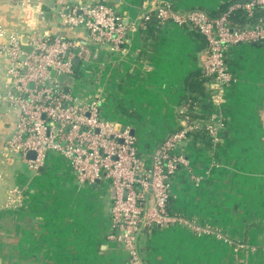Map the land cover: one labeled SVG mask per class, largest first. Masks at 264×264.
<instances>
[{
  "label": "crops",
  "instance_id": "1",
  "mask_svg": "<svg viewBox=\"0 0 264 264\" xmlns=\"http://www.w3.org/2000/svg\"><path fill=\"white\" fill-rule=\"evenodd\" d=\"M83 1L95 0H40L48 16L41 28L77 40L73 58L83 54L60 85L76 102L99 100L101 118L127 125L144 166L154 146L183 126L185 112L201 125L220 121L215 141L200 132L177 142L185 164L168 177L165 210L183 222L143 226L136 236L142 263L264 264V44L226 49L229 80L216 105L199 80L202 37L186 24L154 17L141 27L138 21L152 14L153 2L215 15L232 0H111L126 26L115 51L97 49L83 29L62 24L58 8ZM13 2L0 0V25L17 31ZM232 24L240 25L236 18ZM4 68L0 55V89ZM190 95L196 99L188 110ZM15 119L16 111L1 102L0 264H126L127 251L109 237V180L78 182L58 152L29 168L6 146ZM13 186L20 188L19 204L4 207Z\"/></svg>",
  "mask_w": 264,
  "mask_h": 264
},
{
  "label": "built area",
  "instance_id": "2",
  "mask_svg": "<svg viewBox=\"0 0 264 264\" xmlns=\"http://www.w3.org/2000/svg\"><path fill=\"white\" fill-rule=\"evenodd\" d=\"M110 1L61 5L57 14L65 27L83 29L97 49L115 51L125 41L126 26ZM14 8L18 30L0 25V55L5 61L0 104L4 101L16 111L14 129L6 141L8 151L18 154L31 169L41 166L48 152H58L66 158L78 182L107 178L112 189L109 237L127 251L126 264H143L136 244L143 214V226L183 222L165 210L168 177L178 165L185 164V158L175 151L177 142L198 129L215 141L220 121L209 119L201 125L184 113L183 126L154 146L148 165L144 166L136 155L127 125L101 118L99 100L76 102L55 79L58 74L64 78L72 75V59L79 42L41 28L40 0H20ZM255 8L264 9V0H232L215 15L199 9L176 12L165 3L153 2L152 16L159 22L186 24L202 37L199 67L206 79L207 100L212 104L218 105L222 100V86L229 80L224 61L226 49L241 43L264 44L262 20L248 27L233 25L231 21L236 11L249 15ZM149 16V11L144 12L138 24L142 27ZM50 71L53 77L49 76ZM28 151L34 153L33 158L25 156ZM19 196L20 188H8L3 206L18 205Z\"/></svg>",
  "mask_w": 264,
  "mask_h": 264
},
{
  "label": "trees",
  "instance_id": "3",
  "mask_svg": "<svg viewBox=\"0 0 264 264\" xmlns=\"http://www.w3.org/2000/svg\"><path fill=\"white\" fill-rule=\"evenodd\" d=\"M225 5H223V6H221V8L219 9V10H221L223 7H224ZM218 10V11H219ZM217 11V12H218ZM217 14V13H216ZM152 16V14L150 13V16H149V20L151 19V18H154V16L153 17H151ZM238 19V22L240 23V25L239 26H252L255 22H257L258 21V19H260V20H262L263 22H264V9L263 8H255V9H253L252 10V12L249 14V15H247V14H245L244 12H238L237 13V11L231 16V21L233 20V19ZM148 20V21H149ZM153 20V22H155L157 19H152ZM146 23V22H145ZM145 23H144V25H145ZM147 27V26H146ZM199 73H200V71H199ZM199 80H200V82H204V81H206V79H205V77H203L202 75H201V77L199 78ZM201 87H202V85H201ZM195 99L196 98H194V97H192L191 95L189 96V98H187V100H186V106H187V109L189 110L190 108H191V106L194 104V101H195ZM185 115H187L188 116V118L189 119H192V118H194V119H196L195 118V116H193V114H190V112H185ZM201 132V134H203V135H205L206 133L203 131V130H194V131H191L190 133H200ZM206 136V135H205Z\"/></svg>",
  "mask_w": 264,
  "mask_h": 264
},
{
  "label": "water",
  "instance_id": "4",
  "mask_svg": "<svg viewBox=\"0 0 264 264\" xmlns=\"http://www.w3.org/2000/svg\"><path fill=\"white\" fill-rule=\"evenodd\" d=\"M49 5H50V4H49ZM43 17L46 18V17H48V16H47V14L45 13V14H43ZM84 53H85V51H84ZM82 57H83V54H79L78 57L73 58V59H72L73 64H74V65H77L79 59L82 58ZM21 58H22V57H21ZM53 75H54V73H53L52 71H50V72H49V76L53 77ZM55 79H56L58 82H62V81L64 80V76H63L62 74H58V75L55 76ZM28 86L31 87V86H32V83H29ZM25 156H26L27 158H33L34 153H33L32 151H28V152H26ZM149 193H150V189H148L147 192H146V196H145V205H144V212H143V213H145V210H146V208H147V200H148V195H149ZM143 223H144V214H143V219H142V222H141V227H140V229L143 227ZM139 231H140V230H139ZM139 231H138V232H139Z\"/></svg>",
  "mask_w": 264,
  "mask_h": 264
},
{
  "label": "rangeland",
  "instance_id": "5",
  "mask_svg": "<svg viewBox=\"0 0 264 264\" xmlns=\"http://www.w3.org/2000/svg\"><path fill=\"white\" fill-rule=\"evenodd\" d=\"M19 1H20V0H14L12 6L14 7L15 4L19 3ZM3 4H4V3L0 4V8H2V9H0V13H3V9H4V8H3V7H4ZM12 6H11V7H12ZM12 10H13L12 12L14 13V15H16V11H17V10H16L15 8L12 9ZM4 11H5V10H4ZM70 94H71L72 96H74V94H73L71 91H70ZM71 172H72V171H71ZM72 174H73V173H72ZM73 176H74V175H73Z\"/></svg>",
  "mask_w": 264,
  "mask_h": 264
}]
</instances>
